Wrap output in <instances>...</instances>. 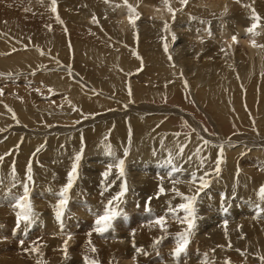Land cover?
Returning a JSON list of instances; mask_svg holds the SVG:
<instances>
[{
    "label": "bare ground",
    "instance_id": "6f19581e",
    "mask_svg": "<svg viewBox=\"0 0 264 264\" xmlns=\"http://www.w3.org/2000/svg\"><path fill=\"white\" fill-rule=\"evenodd\" d=\"M6 1L15 5L20 3L22 7L25 6L24 8L25 11L27 10L26 12L28 16L31 15L34 10H41V12H44V10L49 11V14L52 16L51 20L55 24L46 26L45 29L39 28L43 34L38 33L37 28L35 30L30 25L28 27L32 28L31 30L33 34H28L27 38H24L22 33L15 35L14 37L13 33L9 32V29L0 28L1 69L5 70L8 67L14 65H21L22 67L25 66V68L32 69L34 67H40V62L44 63V61H47L50 64L53 63L54 65L58 64L65 70L59 69L57 71H52V73L47 76V81H50L51 85L57 89H66L69 86L75 84V82L71 81V77H77L74 81L78 80L80 85L78 84L77 87L73 85L77 89L71 93L69 91V98L73 100V104H75L74 102H79L77 104H82L83 115L86 112L94 113L93 111L105 110L108 107H112V105L108 102H111L113 99L104 97L105 102H103L100 98L101 96H95L93 93L97 90L103 93L111 92L110 94H114V92H116L114 97H117L118 94H120V98L116 99L119 101V103H116V105L119 106V110H122L123 112L115 111L113 114L105 113L97 115L96 117L98 119L105 117H107V119L102 121L97 120L98 125H95L94 123V127L89 129L85 128L86 130L79 132L77 138L74 137L75 139H71V143H66L64 142L65 139L62 136V133L65 129L59 128V130L57 128L49 127L48 125L57 123L58 121L71 122L73 119L77 121V118H81L83 115L78 116L74 113H71L72 110L66 108V111H63V109H60V111H58L59 109L54 110L53 106L51 105L50 107L41 105L38 107V109H35L37 111L29 109L30 107L27 110H22L21 106L23 105L16 104L18 101L12 103L13 105L10 107L13 108L12 110L14 111L13 112L11 110L10 112H13L14 114L8 113V108V111H5V109L0 106V140L6 139L2 143L0 142V157H3V159L0 160V185L11 184L10 178L12 177H9L8 175L10 174V171L13 173V167L15 169V177H17L20 172L24 170L26 171L30 164L31 176L35 178L36 174H40L35 170L36 165H39L42 162L47 164L49 162H53L54 159H57L61 165L59 166L58 164V167L61 168L62 166H65L64 169L69 173L74 162V151L83 149L82 144L84 145V149L88 154L93 156L101 154L103 156H101L99 158L100 160L98 161L100 165H103L102 167L99 165L100 167L97 166L98 169H96L89 165L91 167H88V169L91 168V172H88L85 170V168L81 169L78 167V177L75 179L78 181L77 187L79 190L95 192L97 190V201L101 203V206L99 207V209H102L100 210L101 213H104L105 206L111 199L113 200V196L116 197L117 194L120 193L122 182L124 183V181H126L127 191L123 197H120V200H126L127 206L134 204L136 201L135 199L141 197H144L143 199L146 201L151 197V204H154L164 199L162 195H165V197H174L180 201L175 203L172 202L173 204H170V206L174 208L183 201L176 192L172 191V189L175 188L179 193H182L186 196H191L195 194L198 187L197 184L190 182L191 174L195 172L197 176H202L205 172H208L210 173V176L208 177L210 180L209 186L200 193L194 205L196 216L195 229L197 231L194 229L195 231H193V233L195 235H200L201 233H204L203 231L211 226H215L217 228L204 234V239H201V236H198V238L201 239V241L199 239L201 245L200 248L203 249H200L201 253L199 255H202V258L206 259L215 257L221 261H224V256H226L228 248L236 250L238 248V250L241 252H248L249 254L245 253L246 256L249 255L250 257L251 254V258L253 259L252 261L255 262V264H264V261L261 260V257H264V251L261 249V245H264V200L260 198L258 193L253 195V193L250 191V186L259 190L260 186L264 185V174L260 172L258 175H255L252 173V171L247 173L248 170L245 166H242L241 160L238 162L233 157L234 152H236L234 150L237 149L238 152H243V155L250 153V159H255L258 165H263L262 161L264 160V154L260 151H264V0H237V2L241 3V5H244V7L239 12H237V10L234 13L231 12L233 2L229 3L225 2L224 0L222 3L208 2L209 4H207V6L210 8L207 7L208 9H206L205 12L208 15H205L204 17H199V14H197L198 16L196 17V14L194 15L191 12V14L195 16L193 17L190 12L186 11L189 9L193 11V7L191 6H189V9H186L185 12L179 14L180 10H178L177 7L180 5L174 3V0H169V5L175 10L174 19L172 13L168 11V6H166L164 2L159 0H127L128 4L135 8V13L132 14V19L135 20V26L130 23L129 9L127 5H125L124 0H108L109 2L107 3L105 0H56L55 13L51 11V0ZM194 2L195 1H193V5L196 3ZM0 4L2 5V3ZM245 5L250 7H245ZM252 9H255L256 14L261 18L258 22L252 19ZM137 13L139 14L138 19L136 18ZM146 14H149L152 17V21H150L151 23L149 22V24L144 23V17ZM8 15L10 18L12 17V14ZM57 16L59 17V20L57 19ZM254 22L257 23V27L253 30V32L249 33L247 29L250 28ZM165 23L168 25L167 29L164 27ZM18 24L22 23L19 22L17 25ZM77 26L78 28L79 26L86 28V30H88L86 40L92 38L93 42L80 40L76 36H73L78 30H80L77 28ZM150 28L151 30H154L155 33L158 32L160 36L164 35V41H160L162 44H159L160 42L158 43L156 40V43L159 44L158 47L156 46V48H158L157 50L152 49L151 46L149 47L151 42L149 39H152L149 37ZM182 29L184 30L185 34L180 33L183 31ZM209 30L211 34H209ZM35 31L37 33L34 35ZM5 32H7L8 35H4L3 33ZM152 33L153 32H151V34ZM38 35L41 37V39H43V41L38 42L39 40H33L35 37L38 38ZM243 35L250 36V38L246 39ZM143 36H145L144 40H142ZM198 36L200 37L199 41L201 42L198 43V46H196L198 48L194 46L195 50L191 51V49H194L192 48V44L186 50V53L184 52V49L186 48L185 45V48L176 46L179 44V42H181V39L186 42L191 39V42H195L196 39L194 40V38ZM234 36L236 37L235 41L238 39L249 45L250 51L247 54L238 55L239 52L232 50V47H227V49L223 47V44L227 45V42L229 44L230 42L234 41ZM70 38L74 40L77 46L69 42ZM187 43L190 44V42ZM189 44H187V46ZM174 45L177 49L176 53H173L171 50ZM30 46L31 49L27 50ZM165 46L167 47V51H165ZM148 47L149 49H147ZM76 48H78V50L79 48L85 49V52L77 54ZM70 50L74 53H69ZM8 51H11V53L6 55L5 52ZM160 51L162 57H160L158 54ZM141 55H144L147 61L151 59L152 66L143 68L148 71V74L143 77V80L133 79V81H131V74L136 70L137 67L139 68L141 66L142 62L141 58H138L136 61L135 56L139 57ZM150 55L153 56L149 58ZM169 56H171V60H169ZM250 56L253 57L254 60H251ZM53 57L56 58L54 59L55 61L53 60ZM66 58L68 59L65 60ZM130 59L133 60L130 61ZM71 62H73L72 65ZM80 62H82V65L84 62L85 64L90 63L92 66L90 71L92 73L107 79H101L102 81H99L95 80L96 77L94 79L92 76H86L89 75V70L87 74L84 75L83 72L85 70L82 71ZM113 62H116L117 65L110 66V63L113 64ZM54 65L48 64L51 69L56 68ZM78 70H81L82 72H79ZM156 72L157 74H155ZM154 75H158L157 79L159 81V85L157 81L156 84L154 83L156 79V76ZM139 82H142V84ZM146 83L149 85L145 86ZM115 85H117V87H113ZM188 85L189 87L186 88ZM86 86L91 87L90 91ZM177 89L179 90L178 92ZM190 91L192 93L196 92L195 95L198 99L200 109L195 107L193 103L191 104V99H189V97L190 94L192 95V93L189 94ZM91 93H93V95H91ZM231 95L233 96V100L229 98ZM182 97L184 98L183 102L186 101V107L188 106L190 110H192V114L194 113V116H191L187 119H190L191 121L192 119H195L199 120V122L196 123V121H192L193 123L190 125V122H188V120H186L184 117L182 120L179 118L177 119V116L175 118L174 115V118L171 116L170 118H166V116H164L165 114L163 113V116L159 117V113L161 112L185 114L186 109H180V107H176L177 105L175 103L176 100H181ZM150 101H153V105H149ZM127 103L131 105H128ZM173 103H175L176 106L172 105ZM183 104L184 103H182V106ZM178 106H180V104ZM121 113L125 114L121 115ZM15 114L16 117H13ZM110 116L116 117L111 119ZM16 119L19 120L18 122L21 121V123L17 124ZM41 122L45 126H41ZM248 124L253 126L251 127V133L246 135L240 134L243 128L246 129V127H248ZM215 125H217V128L219 129L218 134H216L217 128L214 127ZM81 126L82 125H79L78 127L80 128ZM237 130H239L240 133ZM162 131L171 133L169 138H173V140L177 139V141H175L176 143H180L181 147L184 145V147L186 146V148L189 149L192 146L193 151L197 153L198 157L209 154V157L206 156V158H208L204 159L205 168L202 169L200 166L201 168L197 167L195 170H189L188 164L180 161L177 158H174L172 163L177 168L182 169V171H180L178 174H175L174 179L176 182L173 183V179H170L167 175L169 167L165 166V162L159 160V156H162L163 158V155L157 154L160 152L155 151V153L157 152L156 155H153L155 153L142 155V157H137L135 158V161H132L136 153V149H134L135 151L132 149V146L135 145V141L138 143V140L143 136L145 138H147V136H150L149 138L152 136L155 138L157 135L158 137L159 132ZM116 133L119 134L121 139H117L115 137ZM92 135L103 137L102 139L98 140V142H96L97 144L95 145V141L93 139L94 136ZM109 135L111 136L110 140H108ZM167 136L168 135H166V137ZM249 136L255 138L248 139ZM126 138L130 139V141L127 143V146L124 142ZM106 139L109 141V143L106 142ZM170 140L171 139H169V141ZM148 141H150V139ZM205 141L208 143H205ZM145 143H143L142 146H144ZM157 144L159 146L160 143ZM70 145L72 148H70ZM149 148L148 151H152L153 148ZM141 149L142 148H140L139 152L142 151ZM185 150L186 149L184 148V152ZM109 151L112 153L111 156L108 155ZM125 151H127V155H125ZM178 151L180 150H177L176 153H178ZM144 153H147L146 148ZM226 153L228 154L226 155ZM190 154H188L189 160L191 158ZM224 154L226 156H224ZM177 156H179V154ZM168 157H165L166 161L168 160ZM119 159L124 160V176H122V179L124 178V180H117L120 176L119 169L115 166L112 167L110 174L107 178H105L102 173L108 170L110 163L114 165ZM218 159L221 160V163L219 164L220 171L217 174L215 172V168L217 167L216 161ZM223 167L224 170L221 169ZM8 168L10 169V171H8L9 174L6 172ZM93 170L95 171V175H93V177L87 178L88 175H92V173H94ZM134 170L138 171V175H136V177L139 180L132 182V185L130 176ZM46 171L47 174H50V176L54 179V182L57 184V186H59L61 183V172L59 171L60 174L55 175V173L59 172H56L52 166L46 168ZM112 172L113 174H111ZM250 175H255V179L251 178ZM18 177L21 178L22 176L20 175ZM132 180H134L133 177ZM18 182H16L17 186L13 187L16 189V192L13 191L11 186H8L11 187V189H2L3 192L5 191V194L10 192L9 196H13V201L16 199L14 195L19 192V188H23L20 187V185L18 186V184H20ZM14 184L15 183L12 182L11 185L14 186ZM65 184L61 185L59 188L62 189ZM131 185L136 189L133 188L134 190H132ZM161 185L165 189L163 194H159V186ZM59 188L57 190L55 188L48 187L47 190L53 194L57 191L59 193ZM230 188H232V191L235 193L236 197L228 192L230 191ZM221 189H224V191ZM19 194L21 193L19 192ZM44 194L49 196L45 190ZM82 200L80 201L82 202ZM113 201L114 203L118 202V200ZM122 201L119 202L122 203ZM142 202L144 203V201ZM157 204H159V202ZM94 205L97 206L96 204ZM161 205L164 204L162 203ZM161 205L159 206L161 207ZM144 207L148 206L145 205ZM97 208L98 207H96V209ZM135 208L139 209L138 207ZM153 209H155V213L151 215L156 214V210H158L156 208ZM50 210H52V208H50ZM93 212L95 213L94 210ZM47 215L43 221H36L34 225L32 224L34 230H37V233L40 231L43 234V232H45L44 229H48L50 231L55 229L56 219L54 214L48 213ZM84 215L86 216V214ZM179 215L183 216L184 213L181 211ZM213 216H221L226 219H236L237 221L236 224H226L225 219L222 218V224L218 226L214 221H218L220 219L217 217L213 221L211 219L214 218ZM154 217H156V215ZM172 220L173 223L174 221L176 222L175 219ZM169 221L171 222V216ZM203 221L205 223H203V226L205 227L204 230L201 225L200 226L202 229L198 226ZM170 222L167 223V230L176 229L178 226L180 227L179 224H177V226L175 225L176 223L172 224V222ZM58 224H60V222H58ZM38 226L42 228L39 229ZM144 227L143 230H141L142 228L140 226V230L142 232H140L138 235H135V233L133 236L135 239L138 240L143 236H148L151 234L155 235L156 233L161 232L159 226L156 225H145ZM62 228L64 229V227ZM137 230L138 229H136L135 232H137ZM13 231H15L14 228ZM26 231L25 233L23 230H20L19 232L24 235L26 234ZM193 233L191 236H193V239H195ZM176 240L174 241L176 242ZM120 244H110L107 242L105 243L104 249L107 250V252L115 250L116 253L111 255V258L114 259H117V257L121 253L123 254V252H131V248L128 244ZM165 245L166 243L164 246ZM3 247L5 248V246ZM32 248H34V246ZM35 249L36 251H28L29 255L31 256H24V258L20 256L17 264H55L56 262H61L63 259H65L64 251L60 250L59 252V250H54L53 255L55 256L58 254V256L56 258L53 257L54 259L51 258V260H46V255L49 252V249H47V247H35ZM149 250L152 249L150 248ZM208 250H211L213 253ZM236 250L232 251L234 252ZM255 252L259 253V255L255 256ZM229 253L230 252H228V254ZM85 254H87L85 256L89 258L92 255V250L90 248L86 249ZM138 254L139 253L137 252L136 256ZM196 254L197 253H194V255ZM8 255L9 251H7V249L0 250V264H14L10 261L7 263L1 262V258ZM128 255L131 256L132 254L130 253ZM125 256V261L127 259L125 264H131V260L128 261L127 255ZM140 257L143 258L142 256ZM176 259L180 260L181 256L172 260L175 261ZM181 260L183 261L184 259L182 258ZM189 260L190 259H188V261ZM69 261H72L71 256ZM115 261L116 260H114V262ZM184 262H186V260H184ZM226 263L230 264L231 261Z\"/></svg>",
    "mask_w": 264,
    "mask_h": 264
},
{
    "label": "rangeland",
    "instance_id": "374dc122",
    "mask_svg": "<svg viewBox=\"0 0 264 264\" xmlns=\"http://www.w3.org/2000/svg\"><path fill=\"white\" fill-rule=\"evenodd\" d=\"M159 1H161V2H163V0H159ZM171 1V0H170ZM193 1H195L194 3V5H193ZM222 1L223 0H188L187 1V3L186 4H181L180 3V0H174V3H177L178 5H180L179 7H177L178 8V10H180V13L179 14H181L182 12H185V10L186 9H189V6H191V7H193L192 9H193V11L192 10H186V11H188V12H190V14H191V12L197 17L198 15L197 14H199V17H201V16H205V15H208L205 11H206V9H208L207 7H209V6H207V4H209L210 2L212 3V2H219V3H222ZM225 2H229V3H232L233 2V4H232V7H231V12L232 13H234V12H236L237 10V12H239L243 7H244V5H241V3H239V2H237V0H224ZM61 2V1H60ZM109 2V1H108ZM209 2V3H208ZM0 3H2V5L0 4V28L1 29H9V32H12L13 33V36L15 37V35H19L20 33H22L23 35H24V38H27L28 37V34L29 35H32L33 34V32H32V28L31 27H33L35 30H36V28H37V31H38V33H42L43 34V32L42 31H40L39 30V28L40 29H45V27L46 26H51V24H55L51 19V14H49V11H45L44 10V12H41V10H39V11H37V10H34L33 11V13L31 14V15H27V10L25 11V6H23L22 7V5H20V3H18L17 5H15V4H11V3H9V2H7L6 0H0ZM177 5V6H178ZM193 5V6H192ZM234 5V6H233ZM40 6V5H39ZM157 8H159V7H157ZM199 8V9H198ZM210 8V7H209ZM17 9V10H16ZM211 9H213V8H211ZM200 10V11H199ZM215 10V9H214ZM40 12V13H39ZM231 12H229V13H231ZM23 13V14H22ZM42 13V14H41ZM144 13H145V11H144ZM206 13V14H205ZM8 14H12V17H14V16H16V17H14V18H10L9 17V15ZM24 15V16H23ZM27 15V16H26ZM46 15V16H45ZM147 15H148V17H147ZM192 15V14H191ZM194 15H192L193 17H195ZM231 15V14H230ZM7 16V17H6ZM36 16V17H35ZM191 17V16H190ZM6 18H8V19H6ZM10 18V19H9ZM15 18H17V19H15ZM145 18V20H144V23H148L149 24V22L150 21H152V17L149 15V14H146V16L144 17ZM137 20V19H136ZM196 20V19H195ZM200 20H202V19H200ZM146 21V22H145ZM203 21V20H202ZM19 23V22H21L22 24H18L17 25V23ZM31 24H30V23ZM138 22H140V21H138ZM48 23V24H47ZM116 23V22H115ZM151 23V22H150ZM17 25V26H16ZM31 25V27H28V26H30ZM1 26H3V27H1ZM36 26H38V27H36ZM153 26V25H152ZM7 27V28H6ZM41 27H43V28H41ZM77 28H78V26H77ZM78 29H80V30H78L73 36H76L78 39H80V40H84V41H90V42H93V39L92 38H90V39H87L86 40V35H87V33H88V30H86V28H83V27H81V26H79V28ZM14 30V31H13ZM150 30H151V28H150ZM149 30V37L150 38H152L153 39V41H152V39H149V41H151L150 42V44H149V47L151 46V48L152 49H154V50H157L158 48H156V46L158 47V45L159 44H162V42L164 41L163 39H164V35H162V36H160L159 34H158V32L157 33H155V31L154 30H151L150 31ZM183 30V29H182ZM30 31V32H29ZM4 32V31H3ZM151 32H153L152 34H151ZM180 32V31H179ZM15 33V34H14ZM37 32L35 31L34 32V35L36 34ZM180 33H184L185 34V32H184V30L183 31H181ZM4 35H8L7 34V32H5V33H3ZM27 34V35H26ZM154 35V36H153ZM146 36V35H145ZM145 36H143L142 37V40H144V38H145ZM244 36V38H246V39H248V38H250V36H246V35H243ZM163 37V38H162ZM22 38H23V36H22ZM32 39V38H31ZM196 39V40H195ZM199 39H200V37L198 36V37H195L194 38V40H195V42H191L190 40H188L187 42H190V44L189 43H187L186 41H184V40H180L181 42H179V44H175L176 46H178V47H180V48H183L184 47V45H185V49H184V52L186 53L187 51V49L190 47V45L192 44V48H194V46L196 47V46H198V43H200L201 41H199ZM33 40H36V41H38V42H40V41H43V39H41V37L38 35V38L37 37H35V38H33ZM79 40V41H80ZM155 40V41H154ZM156 40H157V42L159 43L160 41H162V42H160L159 44L158 43H156ZM69 42H71V43H73L74 45H76V43L74 42V40L73 39H71L70 38V41ZM182 43V44H181ZM196 43V44H195ZM187 44H189L188 46H187ZM195 44V45H194ZM143 45V44H142ZM175 45L171 48V50H172V52L173 53H176L177 51V49H176V47H175ZM224 46V48L225 49H227V47H232L233 49L232 50H234V51H237V52H239L238 53V55H240V54H247L250 50H249V45L248 44H245V43H243L241 40H238L237 39V41H232V42H230L229 44H228V42H227V45L226 44H223ZM77 46V45H76ZM226 46V47H225ZM136 47H137V45H136ZM149 47L147 48V49H149ZM180 48H179V50H180ZM196 48H198V47H196ZM31 49V46L27 49V50H30ZM161 49V48H160ZM192 50H195V48L194 49H191V51ZM74 53L73 51H71L70 50V52L69 53ZM76 52H77V54L78 53H84L85 52V49H82V48H79V50H78V48H76ZM11 53V51H8V52H5V54L6 55H8V54H10ZM159 54V56L160 57H162V54H161V51H160V53H158ZM48 55V54H47ZM153 55H150L149 56V58L150 57H152ZM178 56H179V54H178ZM136 57V61L138 60V58H141L142 59V62H141V66L138 68H136V70L135 71H133V73L130 75L131 76V81H133V79L134 80H138V79H141V80H143V77L145 76V75H147L148 74V71H146L145 69H143L144 67H150V66H152V61H151V59L149 60V61H147V59H146V57L144 56V55H141V56H139V57H137V56H135ZM54 59H56V58H54L53 57V60ZM60 59V58H59ZM68 58H66L65 60H67ZM128 59H129V57H128ZM250 59L251 60H254V58L253 57H251L250 56ZM58 60V59H57ZM133 59H130V61H132ZM170 60V59H169ZM55 61V60H54ZM58 62H59V60H58ZM57 62V63H58ZM74 62V61H73ZM73 62H71V65L73 64ZM77 63V62H76ZM81 63V68H82V71H84L83 72V74L84 75H86L87 74V72H88V70H89V75H86V76H89V77H93L94 79H95V77H96V79L95 80H99V81H102V80H105V79H107V78H104V77H101L100 75H97V74H94V73H92L91 71H90V69H92V66H91V64L89 63V64H85V62L83 63V65H82V62H80ZM48 64L49 65H54L53 63L52 64H50L49 62H47V61H44V63L43 62H40V64L39 65H41L40 67H34V68H32V69H30V68H25V66H21V65H14V66H11V67H8L7 69H5V70H3V69H1L0 68V90H2V94H0V106H2L4 109H5V111H8V113H11L10 111L13 109V108H10V107H12V103H15L16 101H18L16 104L17 105H19V104H22L23 106H21V108H22V110H27L29 107V109H32V110H34V111H37V110H35V109H38V107L39 106H45V107H50V105L51 106H53V109L54 110H58V111H60V109H63V111H66L65 110V108L66 109H70V110H72L71 111V113H74V114H76V115H78V116H80V115H83V113H82V109H83V106H82V104L80 103V104H77V103H79V102H74L75 104H73V100L72 99H70L69 97V94L71 93V92H73L75 89H77V88H75V87H77V85L79 84L80 85V83L78 82V80L77 81H74L77 77H71V81H73V82H75V84H73L72 86H69L68 88H66V89H57V88H55V87H53L52 85H51V82L49 81H47V76L49 75V74H51L52 73V71H57V70H59V69H64V68H62V66H59L58 64H55L54 66L56 67V68H53V69H51V67H49L48 66ZM62 65V64H61ZM114 65H117V63L116 62H113V64L112 63H110V66H114ZM53 66V67H54ZM57 66H58V68H57ZM106 66V65H105ZM12 67H13V69H12ZM14 67H16V68H14ZM43 67V68H42ZM88 67V68H87ZM10 69V70H9ZM12 69V70H11ZM30 69V70H29ZM65 70V69H64ZM63 70V71H64ZM12 71V72H11ZM60 71H62V70H60ZM79 72H82L81 70H78ZM2 73V74H1ZM154 74V73H153ZM155 74H157V72L155 73ZM45 75V76H44ZM152 75V74H151ZM153 76V75H152ZM154 76H156V79H155V81H154V83L156 84V81L158 82V85H159V81H158V75H154ZM41 77V78H40ZM99 77V78H98ZM182 77V76H181ZM102 79V80H101ZM153 79V80H154ZM45 80V81H44ZM140 81V80H139ZM140 83V82H139ZM140 84H142V82L140 83ZM85 85H87V84H85ZM146 85H149V84H145V86ZM151 85V84H150ZM87 87V89H89V91H90V88L91 87H89V86H86ZM113 87H117V85H115V86H113ZM187 87H189V85L188 86H186V88ZM72 88V89H71ZM69 89V90H68ZM21 90V91H20ZM26 92H25V91ZM69 91H70V93H69ZM91 91H92V89H91ZM179 90L177 89V92H178ZM186 91H187V89H186ZM88 92V91H87ZM93 92V91H92ZM176 92V93H177ZM22 93V94H21ZM29 93V94H28ZM90 93V92H89ZM94 94H95V96H98V97H100L101 99H102V101L103 102H105V98H109V99H113V100H111V102L109 101L108 103H110L111 105H112V107H108L107 109H105V110H100V111H93L94 113H90V112H86L84 115H83V117H81V118H77V121L75 120V119H73V121H71V122H62V121H58L57 123H53V124H49L48 126L49 127H52V128H57V129H65L64 131H63V137H64V142H66V143H71L72 142V140L73 139H75V138H77V135L79 134V132H82V131H84V130H86V129H89V128H92V127H94L95 125H98V121L97 120H99V121H102V120H106L107 119V117H105V118H97L96 116L97 115H99V114H105V113H110V114H113V113H115V111L116 112H123L122 110H119L120 108H119V106H117L116 105V103L118 104L119 103V101H117L116 99H118V98H120V94H118V96L117 97H114V94L116 93V92H114V94L112 93V94H110L111 92H109V93H107V92H101V91H99V90H97V91H95V92H93ZM93 93H91V95H93ZM190 93H192L191 91L189 92V94ZM195 93L196 92H194V93H192V95L190 94V97H189V99H191L190 101H191V104L193 103V105L195 106V107H198V109H200L199 108V102H198V99H197V97H196V95H195ZM107 94V95H106ZM25 95V96H24ZM85 95V94H84ZM109 95V96H108ZM86 96V95H85ZM193 96H194V98H193ZM105 97V98H104ZM231 100H233V96L231 95L230 97H229ZM235 98V97H234ZM23 101H22V100ZM188 99V100H189ZM21 100V101H20ZM26 100H27V102H26ZM183 100H184V98L182 97V99L181 100H176L175 101V103H176V105H175V103H173L172 105H175L176 107H180V109H186V112H185V114H183V113H173V112H161V113H159L158 115H159V117L161 116H163V114H165L164 116H166V118L168 117V118H170V116L172 117V118H174L173 117V115L175 116V118H176V116H177V119L179 118L180 120H182V119H186V120H188L187 118H190L191 116H194V113L192 114V110H190V108L187 106L186 107V101H184L183 102ZM67 101H69V102H67ZM116 101V102H115ZM177 101H178V103H177ZM6 102V103H5ZM196 102V103H195ZM26 103V104H25ZM130 103V102H129ZM182 103H184L183 104V106H182ZM198 103V104H197ZM4 104V105H3ZM128 104V103H127ZM180 104V106H178ZM197 104V105H196ZM8 105H11V106H8ZM47 105V106H46ZM128 105H131V104H128ZM149 105H153V101H150V103H149ZM193 105H192V107H193ZM57 106H59V107H57ZM116 106H117V108H116ZM185 106V107H184ZM181 107H183V108H181ZM7 108H8V110H7ZM56 108V109H55ZM72 108V109H71ZM86 109V108H85ZM112 109V110H111ZM13 111V110H12ZM106 111V112H105ZM109 111V112H108ZM191 111V112H190ZM201 111V110H200ZM14 112V111H13ZM12 112V113H13ZM103 112V113H102ZM11 113V114H12ZM58 113V112H57ZM81 113V114H80ZM163 113V114H162ZM171 113V114H170ZM14 114V113H13ZM60 114V113H59ZM70 114V113H69ZM124 115L125 113H121V115ZM162 114V115H161ZM167 114V115H166ZM120 115V114H119ZM188 115V116H187ZM190 115V116H189ZM13 117H16V114L15 115H13ZM114 117H116V116H110V118L112 119V118H114ZM181 117V118H180ZM184 117V118H183ZM96 118V119H95ZM109 118V119H110ZM199 119V118H198ZM19 120L18 119H16V123L18 124H20L21 123V121L20 122H18ZM79 121V122H78ZM192 121H196V123L197 122H199V120H195V119H192ZM190 119L188 120V122H190V125H192V122ZM104 122V121H103ZM94 123H95V125H94ZM40 124H42L41 126H45L42 122L40 123ZM79 125H82L80 128L78 127ZM250 126V127H249ZM78 127V128H77ZM126 127V126H125ZM214 127H216L217 128V125H215ZM251 127H253L251 124H248V127H246V129L245 128H243V130H241V133H240V131L239 130H237V131H239V133L240 134H244V135H246V134H249V133H251V131H252V128ZM86 128V129H85ZM59 129V130H60ZM71 129V130H70ZM189 129H193V128H189ZM76 131H77V133H76ZM191 131V130H190ZM236 131V132H237ZM247 131V132H246ZM255 131V130H254ZM217 133L216 134H218V132H219V129L217 128V131H216ZM242 132H244V133H242ZM194 133H196V132H194ZM238 133V132H237ZM65 134V135H64ZM67 135H68V137H67ZM160 135H161V137H160ZM166 135H168L167 137H166ZM171 135V133H169V132H167V131H162V132H159V135H158V137H159V139H158V137H157V135L155 136V138L152 136L151 138H149L150 136H147V138H145L144 136L141 138V139H139L138 140V143H137V141H135V145H133L131 148L134 150V149H136V153H135V156L133 157L134 159H132V161H135V158H137V157H142V155H149V154H153V153H155V151H157V152H160V153H157V154H159V155H163V158H162V156H159V155H157V156H159V160H162V162H166V158L168 157V160L169 159H171L172 161L174 160V158H177V159H179L180 161H182V162H184V163H186V164H188L189 165V170H192V169H196L197 167L198 168H201L202 167V169L203 168H205L204 167V159H207L208 157H209V154H205V155H203V156H197V153L196 152H194L193 151V148H192V146L188 149V148H186V146L184 147V145L181 147V144L180 143H176V141H177V139H174L173 140V138H169V136ZM92 136H94V135H92ZM8 137V136H7ZM6 137V138H7ZM75 137V138H74ZM96 137V138H95ZM102 137L103 136H94L93 137V139H94V141H95V145L97 144L96 142H98V140H100V139H102ZM115 137L117 138V139H121V137L119 136V134L118 133H116L115 134ZM165 137V138H164ZM98 138V139H97ZM156 138H157V140H156ZM171 139L170 141H169V139ZM253 139V138H255V137H251V136H249L248 137V139ZM72 139V140H71ZM97 139V140H96ZM111 139V136L109 135V138H108V140H110ZM146 139V140H145ZM150 139V141H148ZM151 139H153V140H151ZM162 139H163V141H162ZM165 139V140H164ZM167 139V140H166ZM6 140V139H5ZM5 140H0V142L2 143L3 141H5ZM107 139H106V142L107 143H109V141H108ZM176 140V141H175ZM130 141V139L129 138H126L125 140H124V142H125V144H126V146H127V143ZM153 143H152V142ZM155 141V142H154ZM156 141H157V143H160L159 144V146H158V144L156 143ZM175 141V142H174ZM63 142V143H64ZM147 144H146V143ZM162 142H164V143H162ZM167 142V143H166ZM170 142V143H169ZM137 143V144H136ZM139 143H142V144H139ZM143 143H145V147L144 146H142L143 145ZM169 143V144H168ZM174 145H172V144ZM155 144V145H154ZM176 144H177V146H176ZM62 145H64V144H62ZM140 145V146H139ZM166 145V146H165ZM167 145H169V146H167ZM49 146V145H48ZM82 146H83V149H81V150H75L74 151V157L77 155V154H81V159H80V161L78 162V167L79 168H85V170H87L88 172H91V168H89L88 169V167H94V168H96V169H98V167L97 166H99L100 164L98 163V161L100 160L99 158L102 156L101 154H97V155H90V154H88L86 151H85V149H84V145L82 144ZM149 148V146H150V148L149 149H156V150H153L152 149V151L151 150H149L148 151V148ZM152 146V147H151ZM156 146V147H155ZM166 148H165V147ZM173 146V147H172ZM137 147H139V148H137ZM183 148V153L181 154V152L180 151H178V153H176L177 152V150H181V148ZM70 148H72L71 147V145H70ZM140 148H142L141 150V152H139L140 151ZM145 148H146V152L148 153H144L145 152ZM157 148H158V150H157ZM175 148V149H174ZM184 148L186 149L185 150V152H184ZM192 148V149H191ZM48 149V148H47ZM164 149H165V151H164ZM174 149V150H173ZM187 149H188V151H187ZM126 150V149H125ZM167 150V151H166ZM163 151V152H162ZM234 151H236V152H234V155H233V157L238 161V162H240V160H241V164H242V166H245L246 167V169L248 170L247 171V173H249V171H252V173H254L255 175H258V173H262V174H264V160L262 161V163H263V165L261 166V165H258L257 163H256V160L255 159H250L251 157H250V153H246L245 155H243V152L241 153V152H238L237 151V149L236 150H234ZM132 152V151H131ZM143 152V153H142ZM171 152H174V153H171ZM196 154H194V153ZM261 153H263L264 154V151H260ZM45 153V152H44ZM120 153V152H119ZM140 153V154H139ZM156 153L155 154H153V155H156ZM171 153V154H170ZM191 153V154H190ZM166 154V155H165ZM168 154V155H167ZM170 154V155H169ZM175 154H179V156H177V155H175ZM184 154V155H183ZM186 154V155H185ZM188 154H190L191 155V158H190V160L188 159ZM228 153H226V155H227ZM225 154H224V156H226ZM174 156V157H173ZM206 156H208L207 158H206ZM103 157V156H102ZM166 157V158H165ZM180 157V158H179ZM185 157V158H184ZM193 158V159H192ZM195 158V159H194ZM200 158H203V159H200ZM183 159H185V160H183ZM165 160V161H164ZM167 160V161H168ZM194 160V161H193ZM54 161H55V163H54ZM54 161L53 162H49V163H44V162H42L41 164H39V165H36V167H35V170L38 172V173H40V174H36V177L35 178H33L32 179V181H27V172L24 170V171H22V172H20L18 175H17V177L18 176H22L21 178H17V177H15V174L14 173H12L11 171H10V169L8 168V170L6 171V172H8V171H10V174H9V172L7 173V174H9L8 176L10 177H12V178H10L11 180H10V182H11V184H12V182L13 183H15L14 184V186L13 185H11V184H5V185H0V244L2 245V247H1V245H0V250H6L7 249V251H9V255L8 256H5V257H2L1 258V262L2 263H7L8 261H10L11 263H14V264H17V261H18V259H19V257L20 256H22L23 258H24V256H31V255H29V253H28V251H25V249H31L33 246H34V248L35 247H47V249H49V252L47 253V255H46V260H51V258H56L57 256H58V254H56L55 256L53 255V251L54 250H59V252H60V250L61 251H64V242H65V240H68V244H67V256H65V259H63L61 262L60 261H58V262H56L55 264H85V262H84V257H85V255H87V254H85L86 253V249H88V248H90V249H92V247L94 246L95 247V249H96V251L95 252H93L92 251V255L89 257V261H92V260H95V261H97V264H125V262L127 261V259H126V261H125V255H127V258H128V261L129 260H131V264H205V259L206 258H202V255H199L201 252H200V241H201V239H204L205 238V236H204V234H206L207 232H210V231H212V230H215L217 227H215V226H211V227H209L208 229H206L205 231H203L204 230V226H203V223H204V221L202 222V223H200L198 226L201 228V226H202V228H203V232L204 233H201L200 235H195L194 233H193V231H195L194 229H193V231H192V233H193V235L195 236V239H193V236H190L189 237V244L187 245V247L188 248H186V251L184 252V253H182V255H181V259L183 258L184 260H186V262H184V260L182 261L181 259L179 260H172V259H175L176 257L175 256H173V250H174V248L176 247V242L174 241V240H176V239H178V234L179 233H182L184 230H185V228L187 227V225L186 224H181L180 222H178L177 220H176V222L174 221V223H173V220H172V218H171V222H172V224H175V225H177V224H179L180 225V227L178 226V228H176V229H170V230H167V232L166 233H162V232H159V233H156L155 235H153V234H151V235H146V236H143L142 238H140V239H135L133 236H134V234L135 235H138V234H140V232H142L141 230H143V227L146 225H153V224H151L150 223V221L154 218V216L156 215V217H159V215L160 216H162V214L163 215H165V213L167 212V210H168V207L170 206V204H173V203H175V202H178L179 200H177L176 198H174V197H165V195H162V197L164 198V199H162V200H160V201H158L159 202V204H157V203H150V205H147L148 207H150V211H151V209H152V213L150 212V211H146L145 209H146V207H144L146 204H145V202H146V200L145 199H143L144 197H141V198H137V199H135L136 201L134 202V204H132V205H130V206H127L126 205V203H127V201L125 200H120V198H119V200H118V202H116V203H114V201H113V206L120 212V214L112 221V227L108 230V232H106V233H104L103 235H99V234H97L93 229H94V221H95V219H96V217H97V215H100V210H102L101 208L99 209V207L101 206V203H99L98 201H97V190H96V192L95 191H83V190H79V188L77 187V184H78V181L77 180H75V182H74V186H72V188L70 189V191H69V193H68V204H67V207L65 208V211H64V215H63V217H62V221H63V226H61L60 224H58V221L56 220V224L57 225H60V226H57L56 224H55V229H53V230H48V229H44L45 230V232H43V234H42V232H38L37 233V230H34V228H33V226L32 225H30L27 229L21 224L20 225V227L19 228H17V226H16V210H13V207L11 206L13 203H14V201L12 200L13 199V196H9V193L10 192H7V194H5L3 191H2V189H11V187L13 188V187H15V186H17V183L16 182H18V183H20V184H18V186L20 185V187H23V185L24 184H27L29 187H28V189H29V197H30V201H31V204L33 205V208H34V211H35V213H36V216H37V219H36V221H43L44 220V218L45 217H47L48 215V213H53L54 214V216H55V205L57 204V202H58V199H59V197L56 195L57 193H58V191L57 192H54L53 194H51L48 190H47V188L48 187H52V188H55V189H57L58 190V188L61 186V185H63V184H65V183H67V177H68V172L64 169L65 168V166H62L61 168L60 167H58V164H59V162H58V160L57 159H54ZM139 161H141V160H139ZM185 161H187V162H185ZM191 161V162H190ZM203 161V163H201ZM199 164H197V163ZM128 163V162H127ZM191 163V164H190ZM261 163V162H260ZM261 163V164H262ZM94 166H93V165ZM89 165H91V166H89ZM196 165V166H195ZM52 166V168H54L55 169V171L56 172H61V174H60V172L59 173H55V175H58V174H60V178H61V183L59 184V186H57V184L54 182V179L50 176V174H47V171H46V168H49V167H51ZM59 166H61L60 164H59ZM101 167L103 166V165H100ZM99 166V167H100ZM195 166V167H194ZM201 166V167H200ZM63 168V169H62ZM263 168V169H262ZM222 170H224V167L223 168H221ZM263 170V171H262ZM243 171V170H242ZM25 174H24V173ZM64 172V173H63ZM93 172L94 173H92V175H88L87 176V178L88 177H93V175H95V171L93 170ZM66 173V174H65ZM221 173H223V172H221ZM244 173V172H243ZM91 174V173H90ZM111 174H113V172L111 173ZM67 175V176H66ZM136 175H138V171H136V170H134L133 172H132V175L130 176V179H131V183L132 182H135V181H138L139 179H137V177H136ZM255 175H250V177L251 178H253V179H255ZM132 177L134 178V180H132ZM14 178V179H13ZM22 178H23V180H22ZM18 180V181H17ZM22 180V181H21ZM118 181H122V180H124V178L122 179V177L120 176L119 177V179H117ZM15 181V182H14ZM43 181V182H42ZM24 182V183H23ZM125 182V181H124ZM43 183V184H42ZM122 184H123V182H122ZM132 185H133V183H132ZM131 185V188H132V190H134V189H136L134 186H132ZM5 186H7V187H5ZM8 186H11V187H8ZM32 187V188H31ZM246 187V186H245ZM134 188V189H133ZM247 188V187H246ZM252 188V189H251ZM37 189V190H36ZM60 189V188H59ZM44 190L49 194V196H46L45 194H44ZM74 190V191H73ZM222 191H224V189H221ZM230 191H228V192H230L232 195H234L235 197H236V195H235V193L232 191V188H230L229 189ZM13 191H15L16 192V189L15 188H13ZM23 191V192H22ZM60 191H61V189H60ZM72 191V192H71ZM76 191V192H75ZM250 191L253 193V195H255V194H257L258 193V190L256 189V188H254V187H252V186H250ZM19 192L21 193V194H19ZM19 192H17L15 195H14V197L15 198H17V197H19V196H22L23 195V193H24V187L23 188H19ZM90 192V193H89ZM93 195H92V194ZM95 193V194H94ZM51 194V195H50ZM7 196V197H6ZM51 197V198H50ZM92 197V198H91ZM96 197V198H95ZM114 197V196H113ZM222 197H224V196H222ZM2 198V199H1ZM3 198H4V200H3ZM80 198H82V199H80ZM50 199V200H49ZM87 199V200H86ZM141 201H140V200ZM80 200H82V202L80 201ZM137 200H139V201H137ZM169 200H171V201H169ZM80 203H79V202ZM93 201V202H92ZM119 201H122V203L121 202H119ZM142 201H144V203L142 202ZM4 202H5V204H4ZM46 202H50L49 204L48 203H46ZM91 202H92V204H91ZM170 202V203H169ZM173 202V203H172ZM180 202V201H179ZM54 203V204H53ZM74 203V204H73ZM87 203H88V205H87ZM140 203V204H139ZM166 204L165 206L164 205H161V204ZM3 204V205H2ZM79 204V205H78ZM81 204H82V206H81ZM85 204V205H84ZM94 204H96L97 206H95ZM138 204V205H137ZM5 205V206H4ZM40 205V206H39ZM73 205V206H72ZM91 205H92V207H91ZM125 205V206H124ZM135 207H138L139 209H137V208H135ZM159 205H161V207L158 206ZM70 206V207H69ZM141 206V207H140ZM154 206H156V207H154ZM168 206V207H167ZM6 207H7V209H6ZM37 207V208H36ZM74 207H76V208H78V209H76V208H74ZM81 207V208H80ZM88 207V208H87ZM89 207H91L94 211H95V213L93 212V210L91 209V208H89ZM96 207H98L97 209H98V211H97V209H96ZM129 207V208H128ZM134 207V208H133ZM152 207V208H151ZM164 207H166V208H164ZM1 208H3V209H1ZM4 208H5V210H4ZM8 208H9V210L11 211H9L8 210ZM50 208H52V210H50ZM144 208V209H143ZM153 208H156V209H158V210H156V214H154V215H151V214H153V213H155L154 212V210L155 209H153ZM162 208V209H165V210H160V209ZM96 209V210H95ZM129 209V210H128ZM167 209V210H166ZM4 210V211H3ZM45 210V211H44ZM78 212H77V211ZM83 210V211H82ZM131 210V211H130ZM139 212H138V211ZM142 210V211H141ZM3 211V212H2ZM39 211V212H38ZM44 211V212H43ZM85 211V212H84ZM133 211V212H132ZM157 211H158V214H157ZM161 211H163V212H161ZM166 211V212H165ZM15 213V215H14V213ZM43 212V213H42ZM76 212V213H75ZM99 212V213H98ZM130 212V213H129ZM132 212V213H131ZM149 212V213H148ZM165 212V213H164ZM39 213V214H38ZM47 213V214H46ZM82 215H81V214ZM44 214V215H43ZM84 214H86V216L84 215ZM89 214H90V216H89ZM101 214H103V212L101 213ZM2 215V216H1ZM47 215V216H46ZM126 215V216H125ZM158 215V216H157ZM41 216V217H40ZM42 216H44V217H42ZM93 216H95V217H93ZM134 216V217H133ZM145 218H144V217ZM148 218H147V217ZM180 216H182V215H180ZM86 217V218H85ZM128 217V218H127ZM142 217V218H141ZM150 217V218H149ZM214 218H211L213 221L215 220V218H217L218 216H213ZM90 218V219H89ZM138 218V219H137ZM220 220H218V221H214L215 223H217V225L219 226V225H221L222 224V222H221V220H223V219H225V223L226 224H236V219H226V218H224V217H221V216H219L218 217ZM223 218V219H222ZM119 219V220H118ZM169 219H170V215H169V218H168V222L167 223H169L170 221H169ZM86 220V221H85ZM144 220V221H143ZM147 220V221H146ZM200 220H201V217H200ZM14 221V222H13ZM69 221V222H68ZM131 222V223H130ZM170 222V223H171ZM2 223V224H1ZM15 225H14V224ZM85 223V224H84ZM211 223L213 224V222L211 221ZM11 224V225H10ZM90 224V225H89ZM139 224H141V225H139ZM205 224V223H204ZM209 224H210V222H209ZM33 225H34V223H33ZM131 225V226H130ZM201 225V226H200ZM13 226V227H12ZM140 226H141V230H140ZM15 227H16V229H15ZM61 227V228H60ZM62 227H64V229L62 228ZM74 227V228H73ZM81 227V228H80ZM195 227H196V225H195ZM13 228H14V230L15 231H13ZM26 230H29V231H26ZM38 228L39 229H41L42 227H39L38 226ZM60 228V229H59ZM86 228V229H85ZM145 228V227H144ZM201 228V229H202ZM8 229V230H7ZM62 229H63V231H62ZM136 229H138L137 230V232H135L136 231ZM200 229V230H201ZM5 230V231H4ZM20 230H23L24 231V233H25V231H26V234H22V233H20L19 231ZM31 230V231H30ZM32 230H33V232H32ZM61 230V231H60ZM73 230V231H72ZM85 230V231H84ZM53 231H55V232H53ZM139 231V232H138ZM197 231V230H196ZM202 231H200V232H202ZM12 232H13V234H12ZM119 232V233H118ZM131 232V233H130ZM133 232V233H132ZM171 232V233H170ZM39 233H40V235H39ZM45 233V234H44ZM89 233H91V235L89 236ZM7 235V236H6ZM14 235V236H13ZM16 235V236H15ZM105 235V236H104ZM158 235V236H157ZM192 235V234H191ZM69 236H71V239H69ZM197 236V237H196ZM198 236H201L200 238H198ZM3 237H4V239H3ZM158 237V238H157ZM6 238V239H5ZM162 238V239H161ZM176 238V239H175ZM196 238H197V240H196ZM166 239V240H165ZM199 239H200V241H199ZM2 240V241H1ZM10 240V241H9ZM53 240V241H52ZM55 240V241H54ZM89 240L91 241V244H89ZM155 240H159L160 242L158 243V244H155L154 243V241ZM21 241H23L24 243H23V245H21ZM177 241V240H176ZM19 242V243H18ZM57 242V243H56ZM107 242H109L110 244H114V243H124V244H128L129 245V247L131 248V252H129V253H124L123 252V254L121 253L118 257H117V259H114V258H111V255L113 254V253H116V251L115 250H112V251H110V252H107V250H105L104 248H105V243H107ZM133 242H134V244H135V247L133 246ZM194 242V243H193ZM166 243V245L164 246V244ZM3 244H5V245H3ZM102 244V245H101ZM138 244V245H137ZM149 246H148V245ZM169 246H168V245ZM8 245V246H7ZM20 245V246H19ZM121 245V244H120ZM142 245V246H141ZM199 245V246H198ZM3 246H5V248L3 247ZM104 246V247H103ZM142 248L143 250H144V252L142 253V252H140L137 256H136V254H137V251H136V248ZM146 246V247H145ZM148 246V247H147ZM195 246V247H194ZM7 247V248H6ZM167 247V248H166ZM240 247V246H239ZM146 248H147V250H146ZM152 249V250H149V249ZM165 248V249H164ZM195 248V249H194ZM199 251H198V250ZM261 249L264 251V245H261ZM132 250H134V251H132ZM201 250H203V249H201ZM232 250H236V249H231V248H228V251H227V253H226V256H224L225 258H224V261L222 260H220V259H217V258H215V257H212V258H209V259H206L207 260V262H208V264H227L226 262H229V261H231V263L230 264H255V262H253L252 260V258H251V254H250V257H249V255H247L246 256V254H249L248 252H241L240 250H238V248H237V250L236 251H232ZM158 251V252H157ZM204 251H206V250H204ZM208 251H210L211 253H213L211 250H208ZM118 252V251H117ZM152 252V253H151ZM228 252H230L229 254H228ZM132 254L131 256L130 255H128V254ZM142 253V254H141ZM146 253V254H145ZM194 253H197L196 255H194ZM246 253V254H245ZM125 254V255H124ZM189 254V255H188ZM228 254V255H227ZM134 255V256H133ZM194 257H193V256ZM244 255V256H243ZM255 256H257V255H259V253H257V252H255V254H254ZM50 256V257H49ZM70 256H71V258H72V261H69L70 260ZM129 256V257H128ZM140 256H142L143 258H141ZM50 259H49V258ZM140 257V258H139ZM148 257V258H147ZM171 257V258H170ZM174 257V258H173ZM184 257H186V258H184ZM200 257V258H199ZM247 257V258H246ZM53 258V259H54ZM135 258V259H134ZM140 260H139V259ZM169 258V259H168ZM249 259V260H246V259ZM122 259V260H121ZM138 259V260H137ZM143 259V260H142ZM145 259V260H144ZM188 259H190L189 261H188ZM195 259V260H194ZM217 259V260H216ZM113 260V261H112ZM114 260H116L115 262H114ZM119 260V261H118ZM156 260V261H155ZM65 261V262H64ZM182 261V262H181ZM219 261V262H218ZM133 262V263H132ZM144 262H146V263H144Z\"/></svg>",
    "mask_w": 264,
    "mask_h": 264
},
{
    "label": "snow or ice",
    "instance_id": "6c2138e0",
    "mask_svg": "<svg viewBox=\"0 0 264 264\" xmlns=\"http://www.w3.org/2000/svg\"><path fill=\"white\" fill-rule=\"evenodd\" d=\"M107 3L108 0H105ZM164 4L168 6V11L172 13L173 19L175 18V10L171 8L169 5V0H163ZM125 5H127L129 9V20L130 23L135 26V20L132 19V14L135 13V8L128 4L127 0H124ZM180 3L186 4L187 0H180ZM119 6V5H118ZM245 7H250L248 5H245ZM51 11L56 12V0H51ZM136 18H139V14H136ZM57 19L59 20V17L57 16ZM252 19L254 21H259L261 18L256 14L255 9H252ZM165 29L168 28L167 23L164 25ZM257 27V23H253L250 28L247 29L249 33L253 32V30ZM209 34L210 30H209ZM236 37H233V40L235 41ZM254 43V42H253ZM165 51H167V47L165 46ZM169 59L171 60V56H169ZM0 94H2V90H0ZM205 143H208L205 141ZM39 151V149H38ZM181 154L183 152V148L180 150ZM108 155H112L111 151L108 152ZM125 155H127V151H125ZM221 155H222V146H221ZM3 157H0V160H2ZM81 159V154H77L74 157V162L72 164L71 170L68 173L67 177V183L62 187L61 191L57 193L56 195L59 197L57 204L55 205V219L61 223V226H63V221L62 217L64 215L65 208L68 203V193L70 189L72 188L75 179L78 177V162ZM203 163V161L201 162ZM221 163V160L218 159L216 161L217 167L215 168V172L218 174L220 171L219 164ZM124 160L119 159L115 162V164H109L108 170L102 173V175L107 178L108 175L111 172V169L113 166L119 169V176H124ZM165 166L169 167V171L167 172V175L170 179H173V183H175L174 176L175 174H178L182 169L177 168L173 163L172 160H168L165 162ZM15 172V169L13 167V173ZM27 180L31 181L32 176H31V165L29 164L27 170ZM210 176V173L205 172L202 176H197L195 172L191 174L190 177V182L195 183L198 185L197 190L195 194L191 196H186L182 193H179L178 190L175 188L172 189V191L176 192L177 195L180 196L181 200L183 201L176 207H169L165 215L159 216V217H154L150 223L153 225L159 226V229L162 233H166L167 230V222L169 215L171 216L172 219L177 220L181 224H186L187 227L182 233L178 234V239L176 241V247L173 250V255L175 257H180L182 253L186 251L187 245L189 244V237L192 234L193 229L195 228V201L197 200V197L200 195V193L209 186L210 180L208 177ZM24 193L22 196H19L15 199L14 203L11 205L14 210H16V226L17 228L20 227L21 224L24 225V227L27 229L30 225L36 222L37 216L34 211V208L31 204L30 197H29V189L28 185L24 184ZM127 191L126 187V181L122 184L121 186V191L120 193L117 194L116 197H113V200H119L120 197H123L125 192ZM165 192L164 187L161 185L159 186V194H163ZM158 194V195H159ZM258 194L262 200H264V185H261ZM158 198V197H157ZM146 206L150 205L151 203V197L145 202ZM146 211H150V208L146 207ZM183 212L184 215L180 216L179 213ZM120 214V212L113 206V201L110 200L108 204L105 206V211L103 214L97 215L95 221H94V231L99 234L103 235L104 233L108 232V230L112 227V221ZM91 233H89V236ZM69 239H71V236H69ZM160 241L155 240L154 243L158 244ZM21 245H23V241L20 242ZM67 244L68 240H65L64 242V253L65 256H67ZM89 244H91V241L89 240ZM133 246L135 247V244L133 242ZM93 252L96 251L95 247L93 246L91 249ZM25 251H36L35 248L32 249H25ZM136 251L138 253L144 252L142 248H136ZM146 254V253H145ZM85 259V264H97V261L92 260L89 261V258L87 256L84 257ZM261 260L264 261V257H261ZM205 264H208L207 260H205Z\"/></svg>",
    "mask_w": 264,
    "mask_h": 264
}]
</instances>
